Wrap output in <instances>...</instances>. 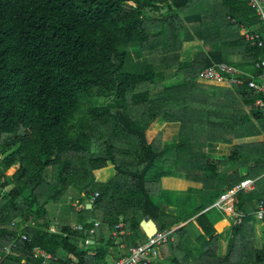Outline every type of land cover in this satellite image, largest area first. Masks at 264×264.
Instances as JSON below:
<instances>
[{"label":"trees","instance_id":"trees-1","mask_svg":"<svg viewBox=\"0 0 264 264\" xmlns=\"http://www.w3.org/2000/svg\"><path fill=\"white\" fill-rule=\"evenodd\" d=\"M243 26L264 32L247 0H0V264H42L37 249L52 256L48 264H109L123 257L119 245L145 241L147 216L160 231L196 218L172 233L156 264H264L255 231L264 141L235 145L228 156L207 152L208 143L264 135L256 106L264 93L198 81L226 64L254 68L263 85L264 49L249 45ZM195 41L204 51L182 62L185 43ZM159 119L169 141L177 126L168 123L180 124L175 148L163 147L162 134L149 143ZM171 149L176 156L165 160ZM165 178L201 185L202 200L187 212L168 208ZM247 181L253 190L239 191L233 205L242 219L220 252L214 206ZM70 189L99 194L77 212L85 230L101 222L92 237L72 226L52 231L48 206Z\"/></svg>","mask_w":264,"mask_h":264},{"label":"built area","instance_id":"built-area-1","mask_svg":"<svg viewBox=\"0 0 264 264\" xmlns=\"http://www.w3.org/2000/svg\"><path fill=\"white\" fill-rule=\"evenodd\" d=\"M247 1L249 2L250 6L256 10L264 28V0ZM242 35L246 38L252 48L264 49V32H260L258 28L253 29L243 26ZM257 69L264 70V61L257 65ZM245 79H250L251 81L247 82ZM262 79L264 81V73L262 75ZM198 81L201 83L212 82L213 84L221 87H233L239 85L243 86L245 83H248L251 90L257 91L258 93H264V83L262 86H258L256 84L255 78L247 77L239 69L226 64H218L211 68L204 69L199 74ZM256 106L262 109L264 112V101L260 99L257 100ZM253 186L254 184L252 181H247L221 198V202H226L229 200L230 203H228V207L230 212L236 216L237 222H240L242 216L233 213V205L237 203L235 200L236 194L241 190H245L247 192L252 191ZM98 197V193L93 194L89 197L87 203L90 206H93ZM256 216L258 221H264V203H260L258 205ZM99 225L100 223L98 221H93V227H91L89 230H85L83 225H78L76 229L79 231H85L88 233V235L93 236L96 232V228L99 227ZM124 227V224H119L115 227V231L113 233V237L116 240L115 242L119 243V241H121L119 238H121V236L125 233ZM172 233V230L160 231L158 229V231L152 237H147L146 241L140 242L128 250L124 248L126 253L123 255V257L116 259L113 264H156L161 247L171 240ZM24 238L27 239V236ZM36 255L44 259L42 264H48V260L52 259L51 255L40 249L36 250ZM70 264L74 263L71 262Z\"/></svg>","mask_w":264,"mask_h":264},{"label":"rangeland","instance_id":"rangeland-1","mask_svg":"<svg viewBox=\"0 0 264 264\" xmlns=\"http://www.w3.org/2000/svg\"><path fill=\"white\" fill-rule=\"evenodd\" d=\"M131 5H133V3H131ZM195 42H197V41H195ZM195 45H193V43H190V42H188V43H185V45H184V47H183V51H182V54H181V61L182 62H185V61H190V60H194V58L199 54V53H201V52H203L204 51V47L202 46V48L203 49H194L195 47H194ZM188 48H192V51H194L195 52V55H193V56H190V55H185V50L186 49H188ZM249 69H252V70H254V68H249ZM250 78H252V77H250ZM245 80H248V79H245ZM170 81H175V70L173 69V70H171L168 74H166V78H165V82L166 83H171ZM204 84H208V85H216V84H213L212 82L211 83H204ZM161 121H159V120H156L155 122H154V124H152L151 126H150V128H149V130H148V137L150 138V141H153L157 136H158V134H162V136H163V138H162V141H163V143H167L168 144V147H174L175 148V146H176V144H177V142H178V140H179V137L177 138V136L175 137L176 139H175V141H169V133H168V129L166 128V127H162V126H157L159 123H160ZM165 123V122H164ZM165 124H167V123H165ZM169 124V123H168ZM171 124V123H170ZM160 125V124H159ZM177 126V125H176ZM180 128V127H179ZM178 126H177V133H178ZM258 140H261L260 138L258 139ZM214 153H217L216 151H214ZM211 154V153H210ZM211 155H215V154H211ZM3 160V157L2 156H0V162ZM175 179H177V178H165V179H163L162 181H161V184H160V190H162V194L164 195V197H160L161 198V202L163 203V202H167L168 203V205H169V207L168 208H170V209H172V210H177V209H179V208H181V207H176L177 206V201H180V202H182L184 199H186L187 201H189L188 202V205L189 206H191L193 209H194V205H196V204H194V200L192 201L191 199L194 197L193 196V194L191 193L190 195H185L187 192H181V193H178L177 192V189L176 188H174L172 185H171V180H175ZM164 180H166V183L164 184L163 183V181ZM177 180H181V179H177ZM254 187V186H253ZM73 191L75 192V190H72V189H70L67 193H66V195H65V197H64V199L62 200V202L61 203H59V204H57L56 206H58L57 208L59 209V208H62V207H67V205L69 206V213L70 214H72V212L73 213H75V214H72L71 215V220L69 221V223H73V224H76L77 222H79V217H78V213L76 214V212H78V210L80 211V210H82L81 208V206L82 205H80V204H78L77 203V201H75L76 200V196L77 195H75V193L73 194ZM183 196V197H182ZM72 197V198H71ZM163 198V199H162ZM72 199H74V200H72ZM235 200H236V198H235ZM75 203H77V204H75ZM73 204H75V205H73ZM182 204H186V201L185 202H183ZM60 205V206H59ZM84 205V204H83ZM187 205V204H186ZM52 206H54V204H50L49 206H48V209L50 210V212L52 213V220H51V222H52V226L53 227H55L54 229H56L57 227H59V228H61V227H64L63 225L64 224H60V222H58V223H56V217H55V215H54V213L53 212H55L54 210H52L51 211V207ZM217 206L219 207V209H220V211L221 212H223V214L225 215V218H226V220L228 221V223H229V226L230 227H232V226H235L236 224H240V222H237L236 221V216L235 215H233L231 212H230V209H229V207H228V203L227 202H221V200H219V202H218V204H217ZM57 214H59V212L57 213ZM61 218L63 219L64 218V216H61ZM80 223V222H79ZM231 224V225H230ZM179 227L181 226V224L180 225H178ZM178 226H176L177 228H178ZM174 228V229H172V231L174 232L177 228ZM219 227V226H218ZM217 227V230H220L221 228H218ZM229 227V228H230ZM54 229H52V230H54ZM159 229V228H158ZM229 231H230V229H229ZM255 231H256V235H257V237L259 238V240H260V242H261V245L262 246H264V224L261 222V221H258V220H256V224H255ZM229 233L230 232H228V234L226 235V237L225 238H223V237H220L219 239H218V242H219V251L220 252H224L225 250H226V248H227V244H228V237H229ZM225 234V233H224ZM147 240V237L145 238V241ZM171 240H172V238H171ZM169 248H167L166 246H165V249H164V253L166 254V255H170V251L168 250ZM163 253V252H162ZM161 254L159 253V256H160ZM159 256H158V258H159ZM157 258V259H158ZM163 263H165V262H163Z\"/></svg>","mask_w":264,"mask_h":264},{"label":"crops","instance_id":"crops-1","mask_svg":"<svg viewBox=\"0 0 264 264\" xmlns=\"http://www.w3.org/2000/svg\"><path fill=\"white\" fill-rule=\"evenodd\" d=\"M257 28V27H256ZM242 33V32H241ZM190 43H193V45H195L194 47V49H203L202 48V46H203V43L202 42H200V41H197V42H190ZM240 71L244 74V75H246L247 77H252V78H255L256 77V75H257V71L254 69V70H252V69H248V68H243V69H241L240 68ZM264 83V82H263ZM159 121H162V122H165L163 119H159ZM166 123V122H165ZM170 124V123H169ZM171 124H176L177 126H178V129L180 130V124L179 123H171ZM179 130H178V133H177V138L179 137ZM261 139V140H258V139ZM148 139H149V143H151L152 141H150V138L148 137ZM259 141H264V135L263 136H259V137H252V138H246V139H240V140H236L235 142H233V144L232 145H227V144H219V143H208L207 144V152L210 154H215V155H220V156H228V155H230V153H231V151H232V147L233 146H235V145H238V144H242V143H252V142H259ZM163 147L166 149L167 147H168V144L167 143H163ZM214 148H222L223 149V151H216L217 153H214ZM174 149H171V151H167L166 152V154H165V160H173L174 159V157L176 156V153L173 151ZM228 169H226V168H224V169H222V172L223 173H226V171H227ZM178 179V178H177ZM177 179H175V180H171V185L174 187V188H176L177 189V192L178 193H183V192H187L185 195H190L191 193L193 194V198L191 199L192 201L194 200V204H197V202L196 201H198V200H202V196H201V190H202V186L201 185H196V184H193V183H189V182H187V181H185V180H183V179H181V180H177ZM253 182V181H252ZM163 183L165 184L166 183V180H164L163 181ZM253 184H254V182H253ZM75 193V195H77L75 198H76V200L75 201H77V203L78 204H80V205H82L83 207H82V209L86 206L88 209H91L92 208V206H90L88 203H87V201H88V199L89 198H84V195L83 194H80V193H78V192H74L73 191V194ZM229 192H225L223 195H222V197L223 196H225V195H227ZM161 197H164V195L162 194L161 195ZM183 197V196H182ZM221 197V198H222ZM72 198V197H71ZM221 198L219 199V200H221ZM72 200H74V199H72ZM186 201V204H182L183 202H185ZM188 202L189 201H187L186 199H184L182 202H180V201H177V206L176 207H181L182 209H184L186 212L187 211H189V210H192V207L191 206H189L188 205ZM227 203H230L229 202V200H227L226 201ZM77 203H75V204H77ZM75 204H73V205H75ZM84 204V205H83ZM218 204V203H217ZM217 204L214 206V207H216V209H218L219 211H220V209H219V207L217 206ZM60 206V205H59ZM58 206H56V205H54V206H52L51 207V211L52 210H54L55 212H53L54 213V215H55V217H56V223H58V222H60V224H64L63 226H72V227H74V228H76L78 225H83L82 223H79V222H77L76 224H73V223H69V221L71 220V215L72 214H75V213H73L72 212V214H70L69 213V206L67 205V207H62V208H57ZM210 210V209H209ZM209 210H207V211H209ZM48 211H49V214H50V216H51V220H52V213L50 212V210L48 209ZM81 211V210H80ZM206 211V212H207ZM59 212V214H57ZM78 212H79V210H78ZM220 213H221V221L218 223V228H221L220 230H216V233L217 234H219L218 235V239L220 238V237H223V238H225L226 237V235L228 234V232H229V223H228V221L226 220V218H225V215L223 214V212H221L220 211ZM76 214H77V212H76ZM61 216H64V218L62 219L61 218ZM194 219H196V218H191V219H189L188 221H186V222H183V223H181V226L179 227L178 226V228L177 229H179V228H181V227H184V226H186L188 223H190L191 221H194ZM97 221V220H96ZM99 222V221H98ZM93 223V222H92ZM100 223V225L99 226H101L102 224H101V222H99ZM125 225V224H124ZM231 225V224H230ZM84 226V225H83ZM93 227V226H92ZM55 227H52V229H54ZM62 228V227H61ZM98 228V227H97ZM97 228H96V232H97ZM175 228V227H174ZM173 228V229H174ZM60 228L59 227H57L56 229H54V230H52V231H57V230H59ZM86 230H89V229H86ZM115 231V230H114ZM114 231L112 232V237H113V233H114ZM96 232H95V234H96ZM125 232V231H124ZM144 232V231H143ZM86 233V232H85ZM145 233V232H144ZM225 233V234H224ZM94 234V235H95ZM125 234V233H124ZM123 234V235H124ZM87 235H88V233H87ZM93 235V236H94ZM89 237H92V236H90V235H88ZM113 239H114V237H113ZM115 240V239H114ZM93 241H88V243H90V244H93L92 243ZM119 246H121V248H125V245H119ZM126 249V248H125ZM160 254H161V256H160V258L161 259H163V255H162V250L160 249ZM116 259H114V257H112V256H109L108 258H107V261H108V263L109 264H113V262L115 261ZM163 260H158L157 261V264H166V262L165 263H163L162 262ZM75 264V263H74Z\"/></svg>","mask_w":264,"mask_h":264},{"label":"water","instance_id":"water-1","mask_svg":"<svg viewBox=\"0 0 264 264\" xmlns=\"http://www.w3.org/2000/svg\"><path fill=\"white\" fill-rule=\"evenodd\" d=\"M250 81V79L247 80V82ZM141 228L143 229L147 237H152L158 231L156 223L149 216L144 218V220L141 222ZM122 252L124 255L126 253V250L123 249Z\"/></svg>","mask_w":264,"mask_h":264}]
</instances>
